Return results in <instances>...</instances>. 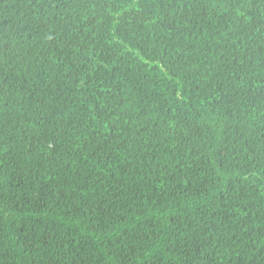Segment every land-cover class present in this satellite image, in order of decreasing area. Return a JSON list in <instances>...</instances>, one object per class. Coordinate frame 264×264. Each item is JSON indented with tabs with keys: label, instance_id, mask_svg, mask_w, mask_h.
Listing matches in <instances>:
<instances>
[{
	"label": "trees",
	"instance_id": "16d2710c",
	"mask_svg": "<svg viewBox=\"0 0 264 264\" xmlns=\"http://www.w3.org/2000/svg\"><path fill=\"white\" fill-rule=\"evenodd\" d=\"M0 264H264V0H0Z\"/></svg>",
	"mask_w": 264,
	"mask_h": 264
}]
</instances>
